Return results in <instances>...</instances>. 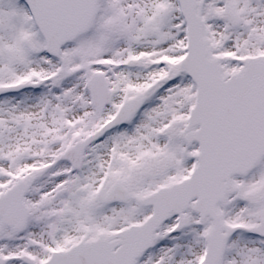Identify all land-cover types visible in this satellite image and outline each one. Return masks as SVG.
Here are the masks:
<instances>
[{"label":"snow or ice","instance_id":"1","mask_svg":"<svg viewBox=\"0 0 264 264\" xmlns=\"http://www.w3.org/2000/svg\"><path fill=\"white\" fill-rule=\"evenodd\" d=\"M0 264H264V0H0Z\"/></svg>","mask_w":264,"mask_h":264}]
</instances>
